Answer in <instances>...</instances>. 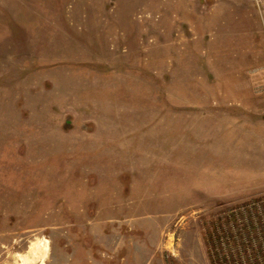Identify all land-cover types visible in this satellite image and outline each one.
<instances>
[{
	"label": "rangeland",
	"instance_id": "1",
	"mask_svg": "<svg viewBox=\"0 0 264 264\" xmlns=\"http://www.w3.org/2000/svg\"><path fill=\"white\" fill-rule=\"evenodd\" d=\"M264 264V0H0V264Z\"/></svg>",
	"mask_w": 264,
	"mask_h": 264
},
{
	"label": "crops",
	"instance_id": "2",
	"mask_svg": "<svg viewBox=\"0 0 264 264\" xmlns=\"http://www.w3.org/2000/svg\"><path fill=\"white\" fill-rule=\"evenodd\" d=\"M75 264H86L84 258L81 260V259H78L77 261H75ZM91 264H96L95 262H91Z\"/></svg>",
	"mask_w": 264,
	"mask_h": 264
}]
</instances>
